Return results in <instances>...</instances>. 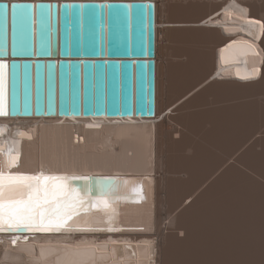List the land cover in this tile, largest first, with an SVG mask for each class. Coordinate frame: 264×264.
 Wrapping results in <instances>:
<instances>
[{
  "label": "bare ground",
  "instance_id": "1",
  "mask_svg": "<svg viewBox=\"0 0 264 264\" xmlns=\"http://www.w3.org/2000/svg\"><path fill=\"white\" fill-rule=\"evenodd\" d=\"M162 1L155 0V117L24 120L37 125L22 133V138L29 139L24 141L28 161L58 158L73 164L78 171L72 174H95L96 169L108 173L109 168L124 167L139 172L127 184L128 190L131 186L134 189L123 197L121 205L113 199V206L108 202L96 205L102 211L89 212L87 224L81 227V232L94 231L95 222L103 221L108 229L120 234L100 239L84 235L76 244L61 238L57 244L45 243L40 255L35 239L16 246L6 241L0 244V264H264V99L225 104L226 99L264 98V0H207L194 17L181 0H166L164 5ZM196 34L201 36L195 38ZM194 42L212 43L215 49L196 58L191 50L172 45ZM174 57L183 58L175 62ZM201 65L210 74L196 88H210L212 98L214 94L226 98L223 104L228 107L221 108L218 101L220 109H211L207 118H182L186 122L179 124L185 130L180 131L188 130L193 140L180 143L177 139H182L181 135L174 138L177 132H164L165 123L172 122L174 108L178 107L171 105L175 102L176 75ZM236 76L250 81H237ZM202 91L205 95L207 90ZM187 98L189 94L183 100L187 102ZM199 98L192 101L200 103ZM201 112L196 115L204 117L206 113ZM245 116L251 122L242 119ZM90 119L94 121L90 123ZM60 122L64 124L56 125ZM80 123H88L93 129L84 130ZM141 187L147 188L145 194ZM144 213L146 217L141 216ZM72 220L80 224V219Z\"/></svg>",
  "mask_w": 264,
  "mask_h": 264
},
{
  "label": "water",
  "instance_id": "2",
  "mask_svg": "<svg viewBox=\"0 0 264 264\" xmlns=\"http://www.w3.org/2000/svg\"><path fill=\"white\" fill-rule=\"evenodd\" d=\"M156 28L155 0H0L3 116L155 117Z\"/></svg>",
  "mask_w": 264,
  "mask_h": 264
},
{
  "label": "snow or ice",
  "instance_id": "3",
  "mask_svg": "<svg viewBox=\"0 0 264 264\" xmlns=\"http://www.w3.org/2000/svg\"><path fill=\"white\" fill-rule=\"evenodd\" d=\"M261 27H264V24ZM4 67L0 64V115L7 114L2 73ZM9 179L20 181L16 191L26 193V198L5 201L4 177L0 174V224L7 222L10 228L20 225L28 228L35 226L38 230H48L53 226L59 227L85 203L79 190L70 188L66 183H48V181H66L67 177H46L41 174L9 177Z\"/></svg>",
  "mask_w": 264,
  "mask_h": 264
},
{
  "label": "rangeland",
  "instance_id": "4",
  "mask_svg": "<svg viewBox=\"0 0 264 264\" xmlns=\"http://www.w3.org/2000/svg\"><path fill=\"white\" fill-rule=\"evenodd\" d=\"M165 1L166 0H163L162 1V4L164 5L165 4ZM180 1V0H179ZM178 0H174V2L173 3H177V2H179ZM207 0H181V3L182 4H184L185 6H188V10H190V12H191V17H194V15H196L197 14V12L198 13H200L201 11L200 10H202V9H204V7L203 6H205V5H203V4H201V3H204L205 4V2H206ZM199 2H200V4L202 5V7H200L201 5H199ZM198 3V4H197ZM207 3V2H206ZM196 5H198V6H196ZM193 6V7H192ZM195 8H198V10H196ZM200 9V10H199ZM197 11V12H196ZM194 13H196V14H194ZM189 19H192V18H189ZM192 33H194V32H192ZM195 36V38H198V37H200L201 36V34H196V35H194ZM191 44H197V46H191ZM201 44H205V46H201ZM173 46H174V48H178V47H182V48H185V49H188V50H191L192 52H194V54H197L196 55V58H201V56L202 55H208V54H211L213 51H214V49H215V44H212V43H205V42H194V43H188V44H184V45H178V44H172ZM174 51H175V49H174ZM201 55V56H200ZM177 58H183V57H174V60H175V62H180L181 60H177ZM183 62H185V60H183ZM209 74L210 73H208L207 71H206V69H205V67L203 66V65H201L200 67H198L197 69H195V70H190L189 72H187V73H181V74H178V75H176V80H175V83H174V86H175V88H177V90H175V102H171V105L173 104L174 106H178L179 107V105L182 107L181 109H182V115H180L181 114V111H178V107L177 108H174L175 110H176V112H174V117H173V119H172V122L171 121H168V122H166L165 123V126H164V132L165 133H168L169 131H170V129L171 130H174L175 132H177V134L175 133V135H174V138L175 137H177V135H179L178 136V138H180L181 136H182V139H177V141H179V140H181V142L180 143H188V142H190V140H193V135H192V139H191V135H190V137L188 136V130H187V132L186 131H184L185 129L183 128L184 127V125L182 124V125H180L179 124V121H181L182 122V118H184L186 121L189 119V120H194V119H197V117H198V119L200 120V118H201V120L202 119H204V118H207L208 116H209V112H211V109L213 110H216L215 108L217 107L218 109H220V107L221 108H225V107H228V106H226V105H228V103H232V104H246V103H248V102H252L253 100H256V99H260V98H262V100L264 99L263 97H259L258 95H256V96H253L252 98L251 97H243V99L241 98H239V101H238V99H237V101L236 100H228V102H227V99L226 98H222V97H220L219 95H216V94H214L213 95V98H212V93H211V90H209L210 88H208V87H204L205 88V90H207V91H205V95H206V97H208V98H206L205 97V95L203 94V92L204 91H202V90H204V88L203 87H201V86H199L198 88H196L197 87V85L200 83V82H202L204 79H207L208 78V76H209ZM208 81V80H207ZM206 81V82H207ZM205 82V83H206ZM208 84V83H207ZM206 84V85H207ZM209 85V84H208ZM207 85V86H208ZM193 90H195V91H197V94L195 95V93L196 92H193ZM201 91V94L199 93V91ZM210 91V93H207V92H209ZM187 94H189V99L187 98V102H185L186 100H183V98H185V96H187ZM194 94V95H193ZM198 94H200V95H198ZM204 95V97H203V95ZM208 94V95H207ZM211 94V95H210ZM215 95H216V97H220V100H218L219 98H217V100H216V97H215ZM195 98V99H197V98H199L198 99V101H200L201 100V102L199 103H197V101L194 99L193 101L194 102H196L195 104H196V106H195V104L193 103V101H192V99H193V97ZM196 96H197V98H196ZM257 97V98H256ZM259 97V98H258ZM210 98H212V99H210ZM250 98V99H249ZM202 99L204 100V99H206V101H208V102H205V100H204V103H203V105H202ZM216 101V102H214V100ZM222 99V100H221ZM225 99H226V101H225ZM229 99V98H228ZM179 100H183V103L182 104H179ZM192 101V102H191ZM218 101H221L220 103L223 105H221V104H219V102ZM226 103H225V102ZM232 101V102H231ZM186 104H185V103ZM191 104H190V103ZM243 102V103H242ZM187 103H189L188 105H187ZM194 105H193V104ZM206 103V106L204 105ZM207 103H209L208 105H207ZM214 103V104H213ZM216 103V104H215ZM223 103H225V104H223ZM232 104H230V105H232ZM189 105H191V106H189ZM203 107H202V106ZM221 105V106H220ZM229 105V106H230ZM186 108H185V107ZM190 108H189V107ZM193 106V107H192ZM198 106V107H197ZM200 106V107H199ZM218 106H220V107H218ZM208 107H210V108H208ZM207 109V110H206ZM210 109V110H209ZM217 109V110H218ZM174 110V111H175ZM179 110H180V107H179ZM184 110H187V111H184ZM204 110V111H203ZM213 110V111H214ZM191 111H195V112H193V114L191 115ZM202 111V112H201ZM218 111H220V110H218ZM184 112H186V113H184ZM197 112H201V115H204V113H206L205 115H204V117H199V113H198V115H196V113ZM223 112V111H222ZM184 113V114H183ZM219 113H221V111L220 112H218V114ZM175 114H177V118H175ZM184 115V116H183ZM188 115H191V116H188ZM196 115V116H195ZM181 116H183V117H181ZM187 116V117H186ZM194 117V119H192L193 117ZM206 116V117H205ZM175 118V119H174ZM245 119V121L248 123V122H251L249 119H247L246 118V116L245 117H242V119ZM177 119V120H176ZM197 119V120H198ZM173 120H176L175 122H173ZM185 120H183V121H185ZM188 120V121H189ZM177 121H178V124L180 125V127H179V125H177L176 123H177ZM185 121V122H186ZM169 122L171 123L170 125H169ZM168 126H167V125ZM250 124V123H249ZM173 125V126H172ZM176 126H177V128H179L178 130L180 131V129L182 128V129H184V130H181L180 131V134H178L179 133V131L178 130H176L177 128H176ZM182 126V127H181ZM167 127V128H166ZM176 128V129H175ZM167 131V132H166ZM183 131V132H182ZM172 132V131H171ZM170 132V133H171ZM185 132V133H184ZM182 133H183V135L185 136V138H184V136L182 135ZM171 134H174V132H172ZM181 135V136H180ZM187 135V136H186ZM189 138V139H187L186 140V138ZM169 138H171L170 137V135H169V137H166L165 136V138L163 139V141H164V143H167V141L169 140ZM195 138V137H194ZM168 139V140H167ZM173 139V138H172ZM176 139V138H175ZM184 139V140H183ZM186 141V142H185ZM165 146H166V144H165ZM259 150L261 149L260 147L258 148ZM182 176H185V174H182ZM187 202H189V200H187L184 204L186 205L187 204ZM169 221L167 220V223H168ZM165 226V225H164Z\"/></svg>",
  "mask_w": 264,
  "mask_h": 264
}]
</instances>
